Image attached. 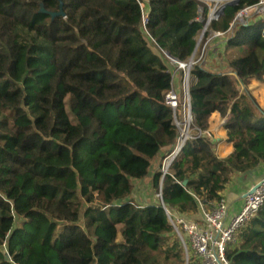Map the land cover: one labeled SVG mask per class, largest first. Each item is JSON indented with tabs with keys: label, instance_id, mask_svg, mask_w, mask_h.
<instances>
[{
	"label": "trees",
	"instance_id": "obj_1",
	"mask_svg": "<svg viewBox=\"0 0 264 264\" xmlns=\"http://www.w3.org/2000/svg\"><path fill=\"white\" fill-rule=\"evenodd\" d=\"M257 2L225 4L200 44L221 32L222 48L209 39L189 70L191 128L208 130L218 114L231 152L188 140L162 176L182 118L166 104L176 71L164 53L192 56L207 1L0 0V264H200L169 216L197 221L200 203L213 206L235 174L264 162V108L248 87L264 79V23L231 27ZM155 161L163 204L142 205L135 182ZM226 256L264 264V203Z\"/></svg>",
	"mask_w": 264,
	"mask_h": 264
},
{
	"label": "built area",
	"instance_id": "obj_2",
	"mask_svg": "<svg viewBox=\"0 0 264 264\" xmlns=\"http://www.w3.org/2000/svg\"><path fill=\"white\" fill-rule=\"evenodd\" d=\"M204 1L208 3V17L213 20L216 19L225 3L237 2L238 0ZM140 6L143 11L142 24L145 33L148 34L146 30L148 9H144L143 2H140ZM201 12L202 11H200V15ZM200 15L196 21H201L202 18H200ZM254 18L264 23V0H258L256 4L244 7L238 11L231 27L237 23L247 25L249 21ZM221 35L224 36L221 32H210L207 41L201 47L199 55L196 56L194 54L192 65L205 58L204 49L208 40L218 38ZM167 58L179 64L184 73L180 91H177L173 86L166 94V104L173 110L174 116L176 110L181 109L182 118L177 120L175 116V124L178 128L179 136L173 151L165 158L167 162L162 166V176L167 172L165 168L169 159L172 155H178L188 140L197 137H207L215 142L214 135L209 129L202 131L199 129L193 130L191 128L192 111L189 92V70L192 66L187 69L181 66V64L177 62V59L172 57ZM160 196L161 192L157 194L159 199ZM263 203L264 178L258 182H250L247 184V190L239 211L228 221H226L228 216V205L223 197L211 207L200 203L201 221H190L183 216H177L174 219L169 216V220L185 249L186 255H188L189 249L200 264H233L226 256L227 246L236 240L238 231L257 214Z\"/></svg>",
	"mask_w": 264,
	"mask_h": 264
},
{
	"label": "crops",
	"instance_id": "obj_3",
	"mask_svg": "<svg viewBox=\"0 0 264 264\" xmlns=\"http://www.w3.org/2000/svg\"><path fill=\"white\" fill-rule=\"evenodd\" d=\"M220 46L218 49H221L223 46V41H225V37L223 35L218 37ZM215 56H209L206 58L207 61L214 59ZM182 77L180 71L175 72L174 74V88L177 91L181 89V82ZM264 80V79H263ZM257 83H262L256 81L254 79L251 80L250 87H253ZM264 108V107H262ZM223 120L219 118L218 114L213 113L210 117L209 121V130L212 131L214 135L215 141V152L219 157L227 156L231 150L232 146L230 143L226 141V131L223 128ZM157 161L154 162L150 169V173L144 179L136 181L137 183L134 186L133 190V198L137 200L142 205L157 203L159 198H157L156 194L153 193L151 188V177L153 176L156 167ZM264 178V162L258 165L256 168L250 170L246 173H239L235 174L231 180V182L227 185L225 190L222 192V197L225 198L227 205H228V216L226 221L231 219L240 209L241 204L243 202V198L245 196L247 190V184L250 182H258ZM198 220H201V213L200 216L198 215Z\"/></svg>",
	"mask_w": 264,
	"mask_h": 264
},
{
	"label": "rangeland",
	"instance_id": "obj_4",
	"mask_svg": "<svg viewBox=\"0 0 264 264\" xmlns=\"http://www.w3.org/2000/svg\"><path fill=\"white\" fill-rule=\"evenodd\" d=\"M146 3H147V2L143 1V7H144L145 10L148 9ZM263 30H264V29H263ZM201 40H202V36H200V37L198 38V45H197V48H196V51H195V55H196V56L199 55L200 50H201V46H200V44H201ZM181 62L183 63V62H187V61H181ZM220 65H223V62L221 61V59L219 60V58H216V57H215L214 59H212V61H209L208 64H207L206 66H207L209 69H212V70H215V71H219V69H221V68H220ZM169 67H170V69H171L172 71H176V72L179 71V69H181L180 66H179V64H177V63H175V62H172L171 60H170ZM181 70H182V69H181ZM182 73H184L183 70H182ZM259 82H262V83H257V84H255L253 87H251V88H249V89H250L252 95L257 99L258 103H259L262 107H264V80L259 81ZM250 84H251V81H250ZM250 84H249L248 87H250ZM211 132H212V131H211ZM166 162H167L166 159H164V160H163V163H162V166H163V164L166 163ZM136 183H137V182H135V184H136ZM153 193H154V192H153ZM156 196H157V194H156ZM157 198H158V197H157ZM158 201H159V200H158ZM199 221H201V220H199ZM185 264H187V262H186Z\"/></svg>",
	"mask_w": 264,
	"mask_h": 264
},
{
	"label": "water",
	"instance_id": "obj_5",
	"mask_svg": "<svg viewBox=\"0 0 264 264\" xmlns=\"http://www.w3.org/2000/svg\"><path fill=\"white\" fill-rule=\"evenodd\" d=\"M208 1H212V0H208ZM232 3H235V2H227V3H225V4H232ZM224 4V5H225ZM224 5H223V7H224ZM222 7V8H223ZM43 11H44V9H42ZM200 11H202V9H200ZM222 11V9L220 10V12ZM50 15L52 16V17H56V16H60V15H64V12H63V9H62V3H60V10L58 11V12H50ZM201 16V15H200ZM201 18V17H200ZM211 21V18H207V20H206V23H205V25H204V28H203V31H202V34H201V36L203 35V33L205 32V30H206V28H207V26H208V24H209V22ZM263 35H264V30H263ZM198 45V44H197ZM196 48H197V46H196ZM196 48H195V50H194V52H193V54H192V56L187 60V62H184V63H182L181 61H179V60H177V62L178 63H180L181 64V66H184V67H186L187 69H189L191 66H192V64H193V58H194V54H195V51H196ZM167 57H171L170 56V54L169 53H164ZM177 155H172V157L169 159V161H168V164H167V166H166V168L165 169H168V167L170 166V164H171V162L173 161V159L176 157ZM186 182H184V184H185ZM159 202L161 203V204H163V202H162V199H161V196H160V199H159Z\"/></svg>",
	"mask_w": 264,
	"mask_h": 264
}]
</instances>
